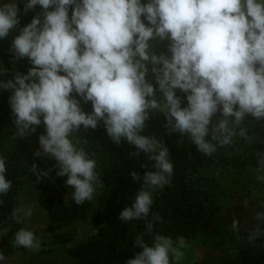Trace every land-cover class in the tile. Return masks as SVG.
Segmentation results:
<instances>
[{
	"label": "clouds",
	"instance_id": "1",
	"mask_svg": "<svg viewBox=\"0 0 264 264\" xmlns=\"http://www.w3.org/2000/svg\"><path fill=\"white\" fill-rule=\"evenodd\" d=\"M37 5L40 11L19 28L11 45L14 58L26 57L32 67L0 79V88L11 92L13 139L34 133L43 123L46 132L34 155L55 159L57 176H67L65 184L74 189L72 198L80 205L91 201L104 182L96 153L82 146L88 141L79 133L102 121L115 144L126 140L135 146L130 157L142 152L154 162L130 206L119 214L122 222H143L134 241L142 251L126 264H182L188 239L156 230L165 221L151 211L154 193L172 183L173 161L161 139L142 133L150 115L162 113L169 133L187 136L208 157L234 145V138L252 139L246 116L264 119V0H24L23 12ZM20 12L19 0L0 4V38L19 26ZM157 39L168 41L170 55L156 53ZM6 72L0 69V75ZM177 89L187 106L182 107ZM81 100L91 102V112L82 110ZM255 156V179L264 183V151ZM31 171L38 179L48 175L37 171L35 163ZM5 174L6 157L0 155L4 195L12 186ZM130 175L141 179L135 171ZM259 207L249 243L264 237V199ZM21 212L32 215L31 208L17 207L11 214L17 223ZM238 225L234 218V231ZM14 244L41 248L34 232L23 227L15 232Z\"/></svg>",
	"mask_w": 264,
	"mask_h": 264
},
{
	"label": "trees",
	"instance_id": "2",
	"mask_svg": "<svg viewBox=\"0 0 264 264\" xmlns=\"http://www.w3.org/2000/svg\"><path fill=\"white\" fill-rule=\"evenodd\" d=\"M19 7V26L6 38H0V69H7L0 75L3 80L11 79L16 72L27 73L32 67L28 58H14L11 45L19 28L30 23L40 6L24 13V0H19ZM71 11L70 6L69 16ZM167 43L154 41L156 53H168ZM149 79L155 85L154 78L149 76ZM10 94L9 90L0 88V155L6 157L5 175L12 181L9 193L0 194V255L3 258L18 253L51 255L60 257L66 264H126L142 251L134 241L143 229V222H122L119 214L125 206H130L144 172L151 169L154 162L148 161L142 152L130 157L135 146L126 140L115 144L102 121L94 130L81 128L82 141H88L82 146L89 153H96L97 171L104 188L97 189L91 201L77 205L72 198L74 189L65 184L67 176H57L56 161L37 170L48 172L40 179L24 164L28 140L39 137L46 128L43 124V128H36L34 133L13 139L16 126L9 105ZM177 95L181 96L183 107L187 103L186 96L182 92ZM81 107L85 112L92 111L91 102L81 100ZM146 122L156 125L160 119L151 114ZM245 123L252 139L234 138V145L218 148L211 157L197 152L196 145L187 136L169 133L166 126H152L142 133L161 139L174 165L171 185L154 193L151 211L158 212L165 221L157 225L156 230L173 238L183 235L189 242L200 240L214 252L191 264H264V238L249 243L246 233L233 230L229 216V205L235 196H245L256 211L262 210L259 201L264 199V183L255 179L254 171L255 153L264 151V119L257 121L249 116ZM133 171L140 175L139 181L133 180L130 175ZM25 186L46 215L43 232L34 233L41 241L38 251L14 244V234L22 228V222L17 223L11 214L19 207ZM232 249H236L235 254Z\"/></svg>",
	"mask_w": 264,
	"mask_h": 264
},
{
	"label": "rangeland",
	"instance_id": "3",
	"mask_svg": "<svg viewBox=\"0 0 264 264\" xmlns=\"http://www.w3.org/2000/svg\"><path fill=\"white\" fill-rule=\"evenodd\" d=\"M5 0H0V4L5 3ZM177 92H181L177 89ZM74 95V94H73ZM183 106H187L185 103ZM163 116V117H161ZM247 115L246 117H249ZM153 118L160 119L159 124H151L146 122L145 129H152V126L155 127H165L166 119L162 113H153ZM213 121H215V117H213ZM43 128V123L41 126H37L36 128ZM39 137H32L28 140V144L26 146V150L23 155L24 164L27 166L29 170H31V166L33 163L37 165V170H41L47 164L55 162L54 158H50L48 156H36L34 153L39 148ZM42 151V150H41ZM23 178V176H22ZM23 197L20 201L19 207L24 208H31L32 215L30 218L25 217L23 212L19 215L22 218V227L29 229L35 232H43L46 215L43 210L39 207L36 203L34 197L29 193L28 188L25 186L23 190ZM246 204V206H245ZM256 212V207L251 205L249 200L245 196H235L231 199L229 205V216L231 224L233 219H237L239 221L238 231L244 232L248 235L249 231L251 230L252 226L254 225V214ZM261 227L264 228V224H261ZM264 237H260L257 240H260ZM256 241V240H255ZM190 247L186 250V258L182 262V264H191L195 260H199L204 257H209L213 255V251L210 250L208 247H205L200 240H195L189 242ZM0 264H66L60 257L57 256H41L36 254H25V253H18L11 257H6L0 260Z\"/></svg>",
	"mask_w": 264,
	"mask_h": 264
}]
</instances>
